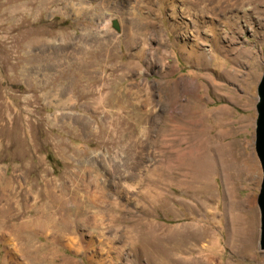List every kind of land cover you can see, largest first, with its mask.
<instances>
[{"label":"rangeland","instance_id":"obj_1","mask_svg":"<svg viewBox=\"0 0 264 264\" xmlns=\"http://www.w3.org/2000/svg\"><path fill=\"white\" fill-rule=\"evenodd\" d=\"M159 1L133 5L141 19L149 8L154 11L142 58L123 42V16L115 7L121 0H50L42 6L40 0H0V210L7 200L12 206L8 215L0 213V264H13L5 249L20 248L9 227L33 220L49 195L64 197L71 207L73 190L87 193L78 186L83 177L100 185L99 227L79 221L74 233H64V223L81 216L69 213L65 221L57 216L58 242L22 232L27 245L54 248L44 264H58V258L76 264H264L256 204L262 172L254 149L264 0H248L246 18L239 17L241 9L228 11L238 17L234 25L214 19L227 53L214 47L198 17L185 14L179 0L175 18ZM14 7L20 9L11 15ZM175 19L177 29L170 26ZM196 36L208 54L204 65L185 58L176 45ZM186 81L198 87L194 96L181 92ZM172 87L174 103H187L192 111L182 117L175 109L173 119H201L197 129L206 130V137L238 145L239 166L230 178L217 169L187 188L179 184L188 177L176 154L188 142L185 131H176L162 114ZM83 211L92 217L98 207L88 203ZM128 229L135 239L126 238ZM91 230L92 246L82 247L80 233L88 239ZM244 239L248 244L242 247Z\"/></svg>","mask_w":264,"mask_h":264},{"label":"bare ground","instance_id":"obj_2","mask_svg":"<svg viewBox=\"0 0 264 264\" xmlns=\"http://www.w3.org/2000/svg\"><path fill=\"white\" fill-rule=\"evenodd\" d=\"M48 1H50V0H40L39 5L42 6ZM135 1H136L135 3L134 2L133 3L127 2L125 4L121 0V2L115 4V5H117V6H115L116 7V13L120 14L123 17L125 15H126V17H128L125 19H123V17H121L119 20L121 23L120 25L122 27V36H123V42H124L125 46L127 48H131V47L136 48L137 50L135 53H137V55H139L140 57L145 58L144 55L146 52L144 51V48H145V39L147 38L146 35L147 34L151 35V33H152L151 29L154 27L153 24L150 23V20L148 17L154 11L149 8L147 10V11H149V13H147V18H144V19L139 18V16H138L139 15L138 13H140L139 7L136 6V7H138V8H136L133 5L138 3V1H140V0H135ZM179 1H180L181 6H182L181 10L185 14H188V15L193 14V15L198 17V19L200 20V23L198 22L200 24L199 26L201 28L203 27L204 31L209 34V37H210L209 40L214 45V47L223 53H227L228 50L225 49V46H223L220 42V33L217 32L218 30L216 28V24L214 23V21L216 20L215 18H217V19L220 18L221 21L224 22V24L228 25V26L236 24L237 23L236 18H238V17L236 16V18L235 17L231 18L232 16L230 17V16L226 15V13L228 11H231L232 9H239V10L241 9V11H240L241 15L239 17L246 18L247 13H246V10L243 8V6L245 5V3L248 0H179ZM161 2H163L167 7H170L169 16H171L172 18H175L177 12L179 11L178 3L176 2V0H161ZM106 4L107 3H101V5H106ZM123 5L125 6V8ZM127 5H130V6L127 7ZM136 5H139V4H136ZM144 5L147 7L148 2H146ZM19 9H20V7L10 8V10H9L10 14L14 15L15 12ZM206 18H209V19L207 20ZM170 26H172L173 29H177L179 27V22H177L175 19L173 22H171ZM194 27H196V26H194ZM138 30L141 31L140 34L142 36H138V34H139V33H137ZM156 35H159V33H157ZM194 36H195V34H194ZM152 37H154V36H152ZM199 39H200L199 36H196V38L193 37V40L190 42L188 37H184L183 42L179 43V41H178V42H176V45H177L179 51L183 53L185 58H187L188 60H192L197 65H199V64L204 65L208 61V54L200 46L201 42L198 41ZM107 43H104V47H106L105 45L108 46ZM110 43H112V41H110ZM182 87L183 88L181 89V92H183L184 94H186L188 96H194L195 92L198 88L195 84H191L188 81L184 82L182 84ZM175 89H176V87H172V88L168 89L167 94H168V97L170 98L171 101L167 105L168 107L166 109H163L162 114L165 115V120H168V121L173 123L172 127H175L176 131H178V132H179V130L185 131L184 132V135H185L184 139H186L185 141L188 142V147L185 148L183 150V152L176 154L177 166L179 165L181 167V169H183L185 171L184 174L189 178V179L184 178L185 180L178 181L179 184L181 186L187 188L190 186L188 183L195 181V180H199V179H205L213 171H216L217 169L219 171H221L222 173H224L227 178H230L229 175L232 176L231 172H233L234 169L236 170L237 165H238L237 162H238L239 158H238L237 153H236V151L238 149V145H234V143H230V142L217 144L216 141H212L211 138L206 137V135H205L206 130L204 132V129H201V128L197 129V126L200 125L201 119H199V121L198 120H192V121L186 120L183 122L180 119H178V122L176 119H173L172 114L174 113L173 111L175 109H178V112H179L178 114L180 116H181V113L183 114L182 117L189 115V111H191L190 106L187 103H183V104H175L174 103V102H176V96H175L176 90ZM220 113H221V116L226 115L225 110H221ZM174 118H176V117H174ZM169 125H171V124H169ZM223 125H225V124L223 123ZM216 136L219 138L218 132L216 133ZM167 167H168V165H167ZM160 175H162L161 179L165 181L166 175L164 172H162V170L160 172H158L159 177H160ZM89 179L94 184L93 190H88V187L90 185L89 184L90 181H88ZM89 179L83 177L82 180H80V183L78 184V186L80 188L86 190L87 193H83V195H82V194L75 193L74 190L71 192V193H73L71 195V199H72V201H71L72 206L71 207H68V205H67L68 201L64 197H60L57 195H55V196L49 195L50 202H48L47 204H40L35 209V211H34L35 217L33 220L25 219V220L20 221L17 225H12L9 227L7 232L12 233L13 238L16 239L18 241V243L20 242V244H19L20 248H17L16 246L13 245V246L8 247L4 251L5 256L10 258V260L13 264H44L48 261L47 258L50 255H55V250L52 246L50 247V246H45L43 244H34V243H29V245H27V243L25 241L26 238L22 242V235L21 234L24 231L28 230L29 232L39 233L42 236H44L48 241L58 242L60 232L58 231V228H56L57 227L56 223L58 221L57 216H60L61 220L65 221L64 217H65V215H67L69 213H73L75 215L81 214V216L79 215L80 216L79 218H76L74 223H70V224L64 223V233L65 232H68V233L73 232L74 233L76 226L79 225V221H81V223L87 224V226H89L88 228L91 227L90 224H92V225L95 224L96 218H97L98 222L100 221L101 207L102 206H100L101 201L99 199V196L96 194V193H98L96 191V189L99 188L100 185L96 181V179L95 180H94V178H89ZM99 192L103 193V191L102 192L99 191ZM23 196H24V203L23 204L26 206L28 204L27 203L28 199H27L26 195L23 194ZM88 203L92 204L93 206L98 207V214L97 215H93L92 217L85 215L83 209L88 205ZM4 204L5 205L4 206L2 205L3 208L1 207V210H0L1 217L8 215L12 209L11 203H9L8 200ZM32 204H33L32 206L36 205L34 201ZM53 208H56V209L53 211V210H51ZM89 213H90V211H89ZM89 220H90V222H89ZM87 222H89V223H87ZM238 222H239L238 225H240L242 223V220L238 221ZM95 225H98V227H99V224H95ZM95 229H96V227H95ZM238 229L241 231L240 228H238ZM244 229H246V228H244ZM193 231L195 233V231H198V230H193ZM193 231H191V233H193ZM91 232H92V230L89 232L90 236L88 239H85L83 233H80V236H81V239L83 242V245L80 244L82 247L89 248L90 246H92L94 232H92V233ZM126 232L127 233H125V234H126V238L128 240L133 239V238L135 239L136 233L133 230L128 229V230H126ZM9 233H7L6 235L10 237L11 234H9ZM197 233L198 232H196V236L198 237L199 234L197 235ZM238 233H239V231H238ZM241 233H239V234H241ZM244 233H246V232H244ZM200 235H202V234H200ZM96 237H97V235H96ZM191 237L195 238V234H193ZM245 237L246 236H244V238ZM242 238H243V236H242ZM170 239L176 240L177 236L175 234H172L170 236ZM27 242H29V241H27ZM79 242H81V241H79ZM241 243H243L242 247H244V246H246V244H248L245 239L243 242L241 241ZM130 244L133 247L135 246L134 244H132V242H130ZM22 245L25 247H22ZM76 247H77V245H76ZM70 248H72V247H70ZM155 248L162 251L160 244L155 245ZM77 249L79 250L80 247L75 248L74 250H77ZM32 253H34V255H32ZM90 258H91V256H90ZM58 261H59L58 264H76V263H74V261H70V260H67L65 258H58Z\"/></svg>","mask_w":264,"mask_h":264},{"label":"water","instance_id":"obj_3","mask_svg":"<svg viewBox=\"0 0 264 264\" xmlns=\"http://www.w3.org/2000/svg\"><path fill=\"white\" fill-rule=\"evenodd\" d=\"M112 27L118 29L116 20L112 21ZM257 118L255 121V140L254 149L261 167V182L259 193L256 198V204L259 210V241L260 250H264V73L262 74L257 85Z\"/></svg>","mask_w":264,"mask_h":264},{"label":"crops","instance_id":"obj_4","mask_svg":"<svg viewBox=\"0 0 264 264\" xmlns=\"http://www.w3.org/2000/svg\"><path fill=\"white\" fill-rule=\"evenodd\" d=\"M160 1H161V0H160ZM160 1H159V2H160ZM128 50H129V48H128Z\"/></svg>","mask_w":264,"mask_h":264}]
</instances>
